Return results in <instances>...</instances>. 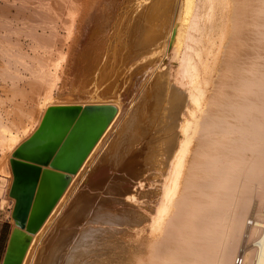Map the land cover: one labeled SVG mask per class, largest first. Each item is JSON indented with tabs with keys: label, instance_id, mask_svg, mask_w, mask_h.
<instances>
[{
	"label": "rangeland",
	"instance_id": "1",
	"mask_svg": "<svg viewBox=\"0 0 264 264\" xmlns=\"http://www.w3.org/2000/svg\"><path fill=\"white\" fill-rule=\"evenodd\" d=\"M185 1L0 0L3 121L12 113L24 124L49 91L55 105L116 104L123 126L110 130L74 179L60 213L34 236L25 264H116L129 248L142 221L135 187L172 156L189 117L178 109L185 95L170 80L167 55ZM235 25L225 29L219 55L218 68L227 73L226 56L240 48L229 39ZM6 150L0 141V155ZM12 180L0 174L2 204L14 207Z\"/></svg>",
	"mask_w": 264,
	"mask_h": 264
},
{
	"label": "bare ground",
	"instance_id": "2",
	"mask_svg": "<svg viewBox=\"0 0 264 264\" xmlns=\"http://www.w3.org/2000/svg\"><path fill=\"white\" fill-rule=\"evenodd\" d=\"M231 23L238 32L229 39L240 48L226 56L227 73L218 66ZM167 55L170 80L185 95L178 109L189 117L177 130L172 156L155 164L148 183L136 185L142 221L115 263L236 264L242 255L241 264H264V0H186ZM55 101L48 91L24 124L12 113L7 121L0 115V141L7 149L0 155V174L12 177L15 150ZM113 105V120L32 235L23 264L34 236L60 213L74 179L110 130L123 128Z\"/></svg>",
	"mask_w": 264,
	"mask_h": 264
},
{
	"label": "water",
	"instance_id": "3",
	"mask_svg": "<svg viewBox=\"0 0 264 264\" xmlns=\"http://www.w3.org/2000/svg\"><path fill=\"white\" fill-rule=\"evenodd\" d=\"M113 104L51 106L35 132L14 152L10 196L13 230L3 264H23L37 233L113 120Z\"/></svg>",
	"mask_w": 264,
	"mask_h": 264
},
{
	"label": "crops",
	"instance_id": "4",
	"mask_svg": "<svg viewBox=\"0 0 264 264\" xmlns=\"http://www.w3.org/2000/svg\"><path fill=\"white\" fill-rule=\"evenodd\" d=\"M12 212L13 205L11 203L2 204L0 207V264L4 262L9 242L16 226V219L13 218Z\"/></svg>",
	"mask_w": 264,
	"mask_h": 264
},
{
	"label": "built area",
	"instance_id": "5",
	"mask_svg": "<svg viewBox=\"0 0 264 264\" xmlns=\"http://www.w3.org/2000/svg\"><path fill=\"white\" fill-rule=\"evenodd\" d=\"M11 198H12V197H11ZM1 206H2V198L0 197V207H1ZM242 260H243L242 257L238 258L237 263H238V264H241V263H242Z\"/></svg>",
	"mask_w": 264,
	"mask_h": 264
}]
</instances>
